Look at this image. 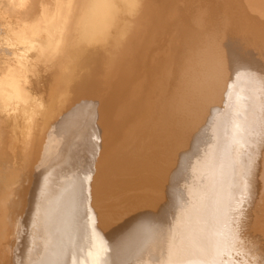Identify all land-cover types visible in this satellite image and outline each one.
I'll return each instance as SVG.
<instances>
[{
    "label": "bare ground",
    "instance_id": "1",
    "mask_svg": "<svg viewBox=\"0 0 264 264\" xmlns=\"http://www.w3.org/2000/svg\"><path fill=\"white\" fill-rule=\"evenodd\" d=\"M229 1L0 0V264H264V54Z\"/></svg>",
    "mask_w": 264,
    "mask_h": 264
},
{
    "label": "rangeland",
    "instance_id": "2",
    "mask_svg": "<svg viewBox=\"0 0 264 264\" xmlns=\"http://www.w3.org/2000/svg\"><path fill=\"white\" fill-rule=\"evenodd\" d=\"M175 1L180 2L182 0H175ZM234 1L237 2V4L234 3L233 0H230L229 1L230 3H228V7H230L231 2L235 4V7H233L234 4H232L231 8H232V11H234L233 15L235 13H238L237 14L238 18H239V16H241V17H242V15L244 16V13H245V18L248 17V19H247V25L244 27L243 32L245 34H248L251 37V41L253 40V47H254L255 51L257 52V54L259 56H260L261 53L264 54V15L261 12H257V11H254V10L250 9V6L246 7V4H247L246 2H248L247 0H234ZM239 2H240V4L238 5ZM237 5H238V7H236ZM239 7L240 8L243 7V9L245 8V10L241 9L242 10V13H241ZM246 13H247V16H246ZM234 16L236 17V14ZM1 32H2V30H0V33ZM255 55L256 54L254 52V55H252V56L253 57H257V55L256 56ZM263 77H264V70H263ZM39 92H40V89H35V91H34L35 95L37 94V96H36L37 98H39V95H40ZM71 98H72V100H71ZM71 101L73 102V92H71V94L69 96L66 93L64 95V97L62 98V101H61L60 106H59L60 108H57L56 111H55V114L51 116L50 124H49V129H50V131H49V140H50V143H51L52 151H54L58 146H60L64 142V140L66 138L64 133L56 132L55 128H56L57 121H59L61 119V116H62L63 112L70 105ZM39 121H40V116L37 114L36 118H35L34 128L31 130V133L34 132V130L37 128V126L39 124ZM5 123H8V120H6ZM7 128L10 129V126L7 127ZM31 128H32V125H31ZM32 140H33V138L31 137V142H32ZM4 144H5V141L1 140V142H0V152H1V149L4 146ZM0 158H2V156H0ZM22 163H23V160H22ZM23 165H24V163H23ZM13 168H16V169L13 170L14 173L21 171V166L18 165L17 163H14ZM3 171H6V169L4 168ZM12 180H13V183H14L13 189H12V193H15V189L14 188L16 186L18 187V185H17L18 184V179L13 178ZM263 224H264V222H263ZM250 244H252V243H250ZM251 246H253V245H251ZM254 250L257 251L258 249L255 248ZM258 252H259V255H260V253L263 252V251H261L259 249L257 251V253ZM261 254H264V253H261Z\"/></svg>",
    "mask_w": 264,
    "mask_h": 264
}]
</instances>
